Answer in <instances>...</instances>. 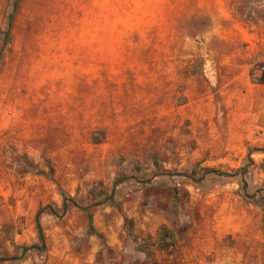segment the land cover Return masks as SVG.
<instances>
[{
    "label": "rangeland",
    "instance_id": "rangeland-1",
    "mask_svg": "<svg viewBox=\"0 0 264 264\" xmlns=\"http://www.w3.org/2000/svg\"><path fill=\"white\" fill-rule=\"evenodd\" d=\"M263 65L264 0H0V264H264Z\"/></svg>",
    "mask_w": 264,
    "mask_h": 264
},
{
    "label": "trees",
    "instance_id": "trees-1",
    "mask_svg": "<svg viewBox=\"0 0 264 264\" xmlns=\"http://www.w3.org/2000/svg\"><path fill=\"white\" fill-rule=\"evenodd\" d=\"M13 15V14H12ZM11 19H12V16H11ZM7 41V34H6V36L4 37V39H3V42H6ZM263 79H264V75H263ZM253 201H255L256 203H264V197H255L254 199H253ZM37 225H38V228H39V231L41 232V225H40V222L39 221H37ZM42 234V233H41Z\"/></svg>",
    "mask_w": 264,
    "mask_h": 264
},
{
    "label": "water",
    "instance_id": "water-1",
    "mask_svg": "<svg viewBox=\"0 0 264 264\" xmlns=\"http://www.w3.org/2000/svg\"><path fill=\"white\" fill-rule=\"evenodd\" d=\"M27 251V249H24V253ZM18 257H15V256H13V257H10V258H7V259H10V260H15V259H17ZM0 260H2V259H0Z\"/></svg>",
    "mask_w": 264,
    "mask_h": 264
},
{
    "label": "built area",
    "instance_id": "built-area-1",
    "mask_svg": "<svg viewBox=\"0 0 264 264\" xmlns=\"http://www.w3.org/2000/svg\"><path fill=\"white\" fill-rule=\"evenodd\" d=\"M259 71H260L261 75H264V65L262 67H260Z\"/></svg>",
    "mask_w": 264,
    "mask_h": 264
}]
</instances>
